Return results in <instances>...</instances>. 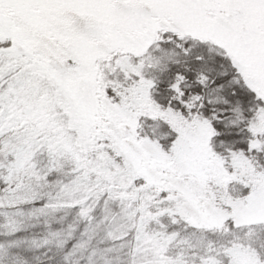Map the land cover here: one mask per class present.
Returning <instances> with one entry per match:
<instances>
[{"label": "snow or ice", "instance_id": "obj_1", "mask_svg": "<svg viewBox=\"0 0 264 264\" xmlns=\"http://www.w3.org/2000/svg\"><path fill=\"white\" fill-rule=\"evenodd\" d=\"M0 264H264V0H0Z\"/></svg>", "mask_w": 264, "mask_h": 264}]
</instances>
